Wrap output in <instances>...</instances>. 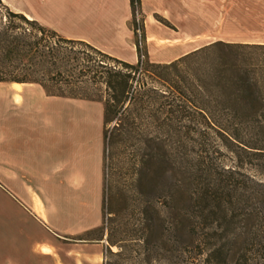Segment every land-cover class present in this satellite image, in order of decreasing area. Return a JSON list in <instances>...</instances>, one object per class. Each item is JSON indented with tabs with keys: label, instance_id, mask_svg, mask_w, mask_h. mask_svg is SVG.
Wrapping results in <instances>:
<instances>
[{
	"label": "rangeland",
	"instance_id": "374dc122",
	"mask_svg": "<svg viewBox=\"0 0 264 264\" xmlns=\"http://www.w3.org/2000/svg\"><path fill=\"white\" fill-rule=\"evenodd\" d=\"M76 2L58 3L50 14L44 15V22L77 32L97 30L101 21L77 16ZM141 2L136 22L140 27L144 25L146 41L142 42V48L147 50L151 63H169L190 47L206 42L186 35L171 37L170 32H190L193 18L208 29V25L213 26L209 22L215 15L213 12L193 4L192 0ZM161 9L168 12V19L156 13ZM95 10L97 14L99 11ZM149 13L163 25L158 31L160 36L178 44L162 47L149 44L146 22ZM114 16L111 19L114 27H105L110 32L108 36L99 38L97 31L100 30L92 34L93 42L98 45L96 51L87 46L94 47L90 42L69 39L59 31L58 37L47 41L57 46L58 55L69 58L72 64L77 63L70 59L75 57L86 63L90 60V65L104 60L111 66L123 68L115 59L135 65L138 55L131 14L127 22L122 16ZM220 20L217 28L225 40L264 42V16L249 14L244 19L237 12L225 24ZM138 33L141 37L143 32ZM150 70L149 74L136 73L144 86L140 89L139 82L134 81V89L145 94L146 101L135 108L131 120L124 126L125 134L115 136L114 141L111 137L117 121L104 127L102 102L49 97L39 85L22 84L17 91L13 83H0V125L14 122L24 126L23 145L32 131L28 126L34 127L35 147L32 149L41 161L39 166L44 165V149L48 147L49 137L48 160L50 165L56 162L55 178L35 181V186L41 193L45 187L50 190L49 195H41V198L48 206L55 234L56 264H264L261 250L264 242L263 158L252 155L249 150L242 151L214 132L200 135L191 121L167 115L165 104L176 102V97L174 90L160 80L157 73L168 75L170 71ZM28 72L19 75L30 77ZM80 87L74 92L79 97L107 96L104 87L91 83ZM57 89L53 86V90ZM71 91L64 90L67 95L72 94ZM17 107L22 108L18 112L11 111ZM239 135L249 146L262 145L258 133ZM146 155L155 158L157 163L164 160L168 171L158 180V188L154 189L151 184L141 190L135 181L136 163ZM201 167L207 172H200ZM185 168L196 171L201 181L204 178L200 175H205L221 185L219 199L230 209L224 217L222 212L214 210L213 194L204 199L201 191L195 192L192 206H185L182 201L179 208L181 211L189 208L197 227L193 238H188L181 227L175 226L176 204L169 190L176 179L182 181ZM7 190L12 194L10 186ZM112 209L116 210L115 214H110ZM158 213L160 218L156 216ZM146 216L156 218L152 221V230L146 229ZM102 235L103 240H96ZM4 236L0 227V238ZM110 241L112 247H109Z\"/></svg>",
	"mask_w": 264,
	"mask_h": 264
},
{
	"label": "trees",
	"instance_id": "16d2710c",
	"mask_svg": "<svg viewBox=\"0 0 264 264\" xmlns=\"http://www.w3.org/2000/svg\"><path fill=\"white\" fill-rule=\"evenodd\" d=\"M130 4L138 61L134 65L115 59L123 66L120 68L111 66L104 60L96 61L97 65H90V60L86 63L85 60L74 57L70 59L77 63L72 64L69 58H61L57 46L48 42L50 37H58L56 30L12 11L4 0H0V83L36 84L49 97L102 102L104 127L117 121L111 137L114 141L115 136L125 134L127 129L124 126L131 120L135 108L146 101V95L137 88L134 89V81L139 82L140 89L144 86L140 84L136 73L149 74L150 69L170 71L168 75L157 73V77L174 90L176 97V102L169 101L165 104L167 115H177L176 118L191 121L200 135L208 131L214 132L242 151L249 150L252 155L264 160V44L217 41L169 63H151L147 50L142 48V42L146 41L144 25L140 27L136 22L142 2L130 0ZM139 30L143 32L141 37ZM87 46L96 51L95 47ZM27 70L30 77L19 75ZM58 77L66 79L59 81ZM86 83L104 87L107 96L93 99L79 97L74 93ZM53 86H57L58 91L53 90ZM64 90H72L73 93L67 95ZM242 132L258 133L261 135L262 145H247L240 138L239 133ZM164 164V160L157 163L151 156L142 157L136 163L137 188L143 190L151 184L154 189L158 188V180L168 171ZM175 170L179 172V169ZM204 170L201 167L200 172H207ZM195 172L185 168L182 171V181L176 179L169 187L170 192H173L171 198L176 204L175 226L181 227L188 238L194 237L197 227L189 208L181 211L179 206L182 201L183 205L192 206L196 191H201L200 196L204 199L211 198L213 194L216 202L214 210L222 212L224 217L228 216L230 210L219 199L221 185L210 176L200 175L204 178L201 181L202 178H198ZM111 200L114 201V197ZM115 213L116 210L110 211V214ZM156 216L160 218L159 213ZM144 220L146 229L152 230V221H156V218L146 216ZM103 238L102 235L96 240ZM112 245L110 241L109 247ZM261 247L264 255V242ZM262 260L264 261V257Z\"/></svg>",
	"mask_w": 264,
	"mask_h": 264
},
{
	"label": "crops",
	"instance_id": "0c3cea01",
	"mask_svg": "<svg viewBox=\"0 0 264 264\" xmlns=\"http://www.w3.org/2000/svg\"><path fill=\"white\" fill-rule=\"evenodd\" d=\"M67 1L4 0L5 4L13 7L18 13H22L30 19L37 20L42 25L62 32L69 39L88 41L96 48H98V45L93 42L92 34L100 30L97 31L99 38L101 36H108L110 32L105 27H114L111 20L115 18L114 14L122 16L125 22L128 21L130 14L132 17L130 0H91L89 3H87L88 0H77L78 12L76 15H81L80 17L86 20L92 18L93 20L101 21L100 27L97 30L77 32L56 24L52 25L44 22L43 18L45 14H50L58 3L63 5ZM96 3H99L98 7ZM192 3L201 5L204 9L215 14L209 21L213 26L208 25L207 29L200 21L193 18L191 19V26H189L191 27L190 32L171 30V37H183L186 35L206 41L203 44L190 47L183 54L171 61L217 41L264 44L263 41L237 42L225 40L222 38L223 33L218 31L219 28H217L219 19H221V24H225L226 20H229L237 12L244 19H247L249 14L255 17H263L264 0H192ZM95 8L99 11L97 14L94 12L96 11ZM156 13L164 19H168V12L165 9H161L160 12L157 11ZM146 22L149 44L155 47L178 44L160 36L158 31L162 30L163 25L154 17H151L150 13ZM97 41L99 42V40ZM15 84L18 83H13V87ZM19 85L22 87V84ZM14 89L16 88L14 87ZM16 90L20 91L21 88ZM17 102L21 106L19 98ZM20 108L17 107L11 109V111L18 112ZM47 128L50 127L47 126ZM28 129L34 131L33 126H28ZM24 130V126L15 125L14 122L0 125V227L5 234L4 237L0 238V264H56L55 234L51 229L48 206L45 200L41 198V195H49L50 190L45 187L41 193L39 188L37 189L35 186V181L38 180H54L56 162L54 160L53 165H50L48 160V137V147L45 146L47 150L44 149L46 153L43 159L44 165L39 166L41 161L38 155L34 156V150L32 149L35 147V143L33 142L34 133L30 131L28 141L23 145ZM38 142L39 140L37 144ZM8 186L11 187L12 194H9L10 192L7 190Z\"/></svg>",
	"mask_w": 264,
	"mask_h": 264
},
{
	"label": "bare ground",
	"instance_id": "6f19581e",
	"mask_svg": "<svg viewBox=\"0 0 264 264\" xmlns=\"http://www.w3.org/2000/svg\"><path fill=\"white\" fill-rule=\"evenodd\" d=\"M14 87L19 90L21 88V85L15 84Z\"/></svg>",
	"mask_w": 264,
	"mask_h": 264
}]
</instances>
